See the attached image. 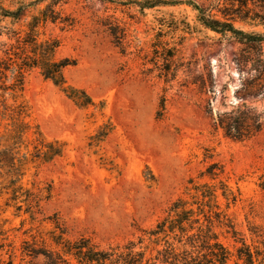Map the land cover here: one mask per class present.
<instances>
[{
	"label": "rangeland",
	"instance_id": "rangeland-1",
	"mask_svg": "<svg viewBox=\"0 0 264 264\" xmlns=\"http://www.w3.org/2000/svg\"><path fill=\"white\" fill-rule=\"evenodd\" d=\"M133 1L64 0L57 7L63 23L41 29L42 40L61 41L58 60L76 61L64 72L68 85L86 91L94 105L80 107L38 68L25 75L20 102L29 108L28 120L48 140L66 144L61 158L30 166L23 180L35 191L52 186L34 226L50 230L48 218L57 216L71 239L89 237L103 249L124 244L153 228L183 196L188 181L218 162L239 194L227 212L238 238L261 247L264 132L238 142L215 126L219 114L240 102L236 93L247 75L235 58L245 46L229 33L202 26L191 6L142 11ZM194 2L218 19L219 8L230 6L228 0ZM3 4L15 9L11 0ZM30 21L31 16L20 22L3 19L1 25L23 30ZM236 27L264 34L262 26L237 22ZM6 42L14 44L0 38V58ZM251 105L264 108L263 101ZM9 123L0 117V131ZM28 219L10 210L0 217V228H19ZM31 226L27 221L23 230ZM218 233L232 252L241 246L224 230ZM8 237L17 247L26 238L12 231Z\"/></svg>",
	"mask_w": 264,
	"mask_h": 264
},
{
	"label": "trees",
	"instance_id": "trees-1",
	"mask_svg": "<svg viewBox=\"0 0 264 264\" xmlns=\"http://www.w3.org/2000/svg\"><path fill=\"white\" fill-rule=\"evenodd\" d=\"M63 1L11 0L15 9H10L0 0V38L14 41L10 46L7 42L3 44L6 49L0 58V117L10 121L0 131V199L3 202L0 217L10 210L16 218L29 217L21 221L19 228L9 231L0 228V264H264V238L259 242L261 247L254 248L238 238L239 232L227 212L239 194L230 186L224 167L218 162L209 163L197 178L188 181L183 196L171 204L153 228L143 230L137 238L124 244L103 249L89 237L71 239L57 216L48 218L53 224L50 230L34 226L42 214V203L52 196V186L38 187L35 191L25 187L23 180L30 166L61 158L66 144L48 140L28 120L29 108L20 102L25 75L38 68L45 79L80 107L94 105L86 91L68 85L64 72L75 66L76 61L56 58L61 41L51 37L41 39L45 35L41 29L63 23L61 11L57 10ZM228 1L230 6L218 10L221 19L207 14L208 10L194 0H134L131 3L142 11L162 6H191L198 11L197 19L202 26L217 33H229L245 46L235 58L240 71L247 75L236 93L240 102L233 111L219 114L215 121L216 128L227 138L243 142L264 132V108L251 105L264 102V34L246 32L236 27V23L264 27V0ZM27 16H31V21L23 30L1 25L3 19L20 22ZM202 88H206V83ZM30 145L33 152L29 150ZM205 178L210 181H204ZM221 200L225 201V209ZM1 221L4 225L9 223L8 218ZM27 221L32 226L23 230ZM218 229L241 243L236 252L222 243ZM11 231L22 232L26 237L19 247L9 239Z\"/></svg>",
	"mask_w": 264,
	"mask_h": 264
}]
</instances>
